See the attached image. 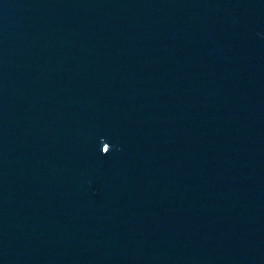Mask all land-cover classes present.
Segmentation results:
<instances>
[{
    "label": "water",
    "instance_id": "95a60500",
    "mask_svg": "<svg viewBox=\"0 0 264 264\" xmlns=\"http://www.w3.org/2000/svg\"><path fill=\"white\" fill-rule=\"evenodd\" d=\"M0 264H264V0H0Z\"/></svg>",
    "mask_w": 264,
    "mask_h": 264
}]
</instances>
